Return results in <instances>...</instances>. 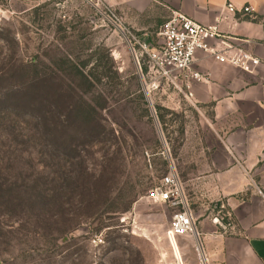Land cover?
Instances as JSON below:
<instances>
[{
  "label": "rangeland",
  "instance_id": "obj_1",
  "mask_svg": "<svg viewBox=\"0 0 264 264\" xmlns=\"http://www.w3.org/2000/svg\"><path fill=\"white\" fill-rule=\"evenodd\" d=\"M93 1L0 0V264H165L172 252L173 210L144 197L172 162L182 180L195 171L183 145L199 114L177 88L150 86L146 60L137 64L125 32ZM134 16L150 23L140 31L156 46L166 18L157 26L150 12ZM27 63L44 125L22 93ZM34 185L44 207L28 209ZM186 186L201 233L215 203ZM180 237L203 264L196 238Z\"/></svg>",
  "mask_w": 264,
  "mask_h": 264
},
{
  "label": "crops",
  "instance_id": "obj_2",
  "mask_svg": "<svg viewBox=\"0 0 264 264\" xmlns=\"http://www.w3.org/2000/svg\"><path fill=\"white\" fill-rule=\"evenodd\" d=\"M105 1L120 10L144 39L150 40L140 30L150 23L138 21L134 14L150 12L154 24L160 26L179 11L199 23L217 24L232 45L243 46L260 58L259 66L249 73L197 50L193 68L207 79L192 82L191 97L187 89L182 92L199 114L196 126L185 130L189 138L183 146L195 152L189 157L195 161V171L183 181L197 196L200 189L205 190L203 195L215 206L223 204L233 219L226 231L213 222L203 224L200 242L207 264H264V0ZM229 3L234 4L235 12L227 9ZM248 5L252 13L242 12ZM210 44L214 46L216 41ZM172 89L162 87L170 94ZM176 243L183 261L200 263L198 255L189 257L190 246L184 238L178 237ZM176 243H170L172 252L166 250L165 264L186 263L179 261Z\"/></svg>",
  "mask_w": 264,
  "mask_h": 264
},
{
  "label": "built area",
  "instance_id": "obj_3",
  "mask_svg": "<svg viewBox=\"0 0 264 264\" xmlns=\"http://www.w3.org/2000/svg\"><path fill=\"white\" fill-rule=\"evenodd\" d=\"M50 1L60 7L68 2V0ZM93 3L95 6L103 7L105 17L112 23L118 24L125 32L137 64L141 66V61L146 60L147 76L150 86L154 89L163 86H172L181 92L187 89V95L191 97L192 82L207 79L206 74L193 68L196 52L199 49L209 52L219 62L230 63L249 73L254 72L261 62L257 55L249 52L245 47L232 45L231 38L223 35L217 24H202L182 12L175 11L158 29V43L155 46L151 40L144 39L127 28L115 9L105 0H94ZM227 9L231 12L236 11L232 3L227 5ZM252 11L253 8L249 5L242 8L244 13H252ZM211 40L216 41V45H211ZM217 44L223 47H218ZM144 200L148 203H164L173 210L171 223L166 230L169 242L173 244L180 236L192 235L199 242L204 258L203 264H207L186 186L173 162ZM215 209L217 214L212 222L224 231L228 230L232 225L230 213L225 210L223 204L215 206ZM226 218L228 222L225 221Z\"/></svg>",
  "mask_w": 264,
  "mask_h": 264
},
{
  "label": "trees",
  "instance_id": "obj_4",
  "mask_svg": "<svg viewBox=\"0 0 264 264\" xmlns=\"http://www.w3.org/2000/svg\"><path fill=\"white\" fill-rule=\"evenodd\" d=\"M24 70H25L24 71L25 73L28 72L27 75H28L29 84L28 83L26 84V86H25L24 90L22 91V93H25L27 95V104H30L31 106H33V108H32L33 110L31 112H29L30 114L33 115V114H35L34 111H35V108H36V106H34V103H36V100L34 98V93H35L36 87H37L36 82L38 80V74H37V71L35 69V64L34 63L24 64ZM31 71L33 72L32 74L29 73ZM36 105H37V103H36ZM37 111H40L41 115L37 114V115H33V117L36 118L39 115V117L37 119H40L41 120V122H40L41 125H44V123L47 121L48 117H46L47 115L43 112V110H37ZM65 162H66V164H68L67 160H65ZM36 188L37 187L35 185L31 188V191L33 190L35 192L30 194V197L28 198V201L26 200V203L28 205H25L24 207H28V209L36 207V205H42V207H44V203H43V200L41 199V196L40 197L37 196V189ZM2 189L3 188L0 185V192L2 191ZM1 197H0V208L3 207V206L5 207L7 205L6 203H4L5 205L1 204L2 203ZM23 202H24V200L21 201V203H23ZM14 206L21 207V204H16ZM225 221L228 222L229 221L228 218H226ZM231 222L233 223V219L231 220Z\"/></svg>",
  "mask_w": 264,
  "mask_h": 264
},
{
  "label": "bare ground",
  "instance_id": "obj_5",
  "mask_svg": "<svg viewBox=\"0 0 264 264\" xmlns=\"http://www.w3.org/2000/svg\"><path fill=\"white\" fill-rule=\"evenodd\" d=\"M178 259L181 260V259L179 258V255H178ZM178 264H179V262H178Z\"/></svg>",
  "mask_w": 264,
  "mask_h": 264
}]
</instances>
